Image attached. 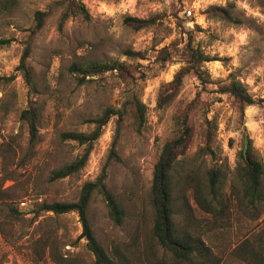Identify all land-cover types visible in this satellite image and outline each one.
<instances>
[{"label": "rangeland", "instance_id": "rangeland-1", "mask_svg": "<svg viewBox=\"0 0 264 264\" xmlns=\"http://www.w3.org/2000/svg\"><path fill=\"white\" fill-rule=\"evenodd\" d=\"M57 0H0V264H96L81 237L79 215L40 211L42 202H74L85 182L106 168V183L126 211L121 224L113 221L101 194L95 192L88 215L95 235L117 264H249L251 248L264 245V211L257 212L242 197L237 182V153L244 131L264 164V101L244 115L234 98L219 92L240 80L255 98L264 99V5L259 0H80L90 18L71 16L62 22ZM211 5L230 8L240 23L209 17ZM39 10L48 11L42 28L33 31ZM157 17L135 29L126 17ZM192 41L213 60L204 69L212 82L203 86L195 73L184 77L176 97L158 104L159 89L186 64ZM37 90L31 91L18 69L25 48ZM168 48L170 60L160 51ZM127 50L140 52L129 56ZM142 57V58H141ZM125 63L128 73L107 72L80 81L73 63ZM13 76L12 80L6 77ZM135 93L146 107V122L138 132L128 112L116 150L121 160L108 161L116 135L117 116L96 139L86 165L77 173L51 180L52 170L83 155L86 145L62 140L66 131L89 132L90 122L106 107L121 108ZM38 108V133L31 137L21 113ZM188 110L192 137L174 167L175 215L189 202L202 221V238L211 253L181 260L155 239L152 204L154 167L165 142L177 134L175 117ZM209 145L213 153L201 151ZM221 167L218 207L222 216L206 213L195 203L194 185L206 181V170ZM192 187V188H190ZM205 192L208 189L203 188ZM181 208V209H180ZM197 235V231H194ZM258 250V249H257ZM242 252V253H240Z\"/></svg>", "mask_w": 264, "mask_h": 264}, {"label": "trees", "instance_id": "trees-1", "mask_svg": "<svg viewBox=\"0 0 264 264\" xmlns=\"http://www.w3.org/2000/svg\"><path fill=\"white\" fill-rule=\"evenodd\" d=\"M264 5V0H259ZM55 6H60L62 10V22L71 16H82L86 19L90 18V12L86 5L80 0H57L53 3ZM205 13L209 17L226 20L233 23H240L232 14L230 8L221 5L209 6ZM48 15V11L39 10L35 14V26L33 31L43 27L44 20ZM157 17L139 18L128 16L125 23L135 29L146 27L155 23ZM1 43L10 42L9 39H3ZM186 49L188 57L186 64L175 74L174 78L166 83H163L159 89L158 104L160 107L165 106L171 102L179 92L183 83L184 77L190 73H195L203 86L212 82L210 75L204 69L206 62L213 60L209 55L205 54L201 49L193 46L192 41L189 42ZM30 54V47L27 46L21 57L18 69L22 71L27 85L31 91L37 90V84L34 79L33 72L27 64V58ZM126 54L132 57L141 56L140 52L127 50ZM163 61L170 60V51L164 48L160 51ZM142 58V57H141ZM71 73L82 82L87 77L102 75L107 72H118L121 75L128 73V68L125 63L118 60L114 61H90L86 64L75 62L70 67ZM7 80H12L13 76L6 77ZM219 92L230 94L239 110L241 115H244L245 109L254 104H259L264 101L261 98H255L248 88L237 79H233L228 84L220 87ZM131 112L133 116V125L138 132H140L146 122V107L139 97L132 93L126 103L119 109L109 106L106 107L102 114L90 122L94 123L92 131H66L61 133L62 140H72L79 144L86 145L83 155L77 157L75 160L66 163L65 165L51 171L50 179L58 180L79 172L87 163L92 145L98 139L104 130V127L114 116L116 120V135L113 141L108 161L117 160L121 158L117 153L116 144L118 136L122 129V123L125 115ZM38 108L32 106L26 108L21 113V118L29 124L31 137L34 139L38 133L39 114ZM177 125V134L168 139L159 156L158 161L154 167L153 181H152V204L155 210V223L153 234L156 241L166 250L173 253L181 260H190L195 257H204L206 253H211L210 247L205 243L202 238L203 231L202 221L195 217L194 207L187 201L181 209L183 223L178 224L175 220V215L179 214L174 206L173 187H174V167L179 161L180 155L187 151L188 142L192 137V126L189 124L188 110H183L182 114L175 117ZM201 151L206 153H213L209 145L201 148ZM237 182L242 191V197L246 200L251 208L257 212L264 211V164L262 163L259 155L254 147L253 141L246 131L242 140L241 148L237 153ZM191 173L185 174L183 182L186 186L194 187L193 196L195 203L206 213H214L222 216L225 212V203L221 202V207H218V190L222 178L221 167L212 166L206 170V181L203 184L197 183L194 185V176ZM107 172L106 168L102 171L101 175L94 181H87L84 183L79 198L74 202L53 201L42 202L39 205L38 213L40 211L53 212L56 215H62L69 212H75L79 215L82 223L81 237L87 242V247L95 257L96 264H117L115 259L109 254L106 247L98 240L95 235L92 223L88 215L89 204L95 192L102 195L110 218L117 224H121L126 218V211L121 205L116 195L110 190L106 183ZM190 187V188H192ZM207 188L205 192L203 188ZM197 231V235H194ZM248 244V243H247ZM246 246V253H254L248 259L249 264H264V245L259 246L257 249L251 248L248 250L249 245ZM242 253V252H240Z\"/></svg>", "mask_w": 264, "mask_h": 264}]
</instances>
